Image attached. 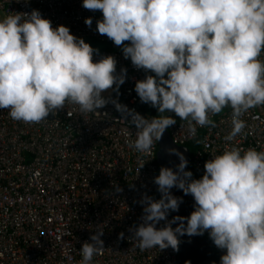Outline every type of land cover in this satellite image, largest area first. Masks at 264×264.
I'll return each instance as SVG.
<instances>
[{
	"label": "clouds",
	"instance_id": "9594fccd",
	"mask_svg": "<svg viewBox=\"0 0 264 264\" xmlns=\"http://www.w3.org/2000/svg\"><path fill=\"white\" fill-rule=\"evenodd\" d=\"M82 6L102 13L98 33L147 73L135 82V92L159 114L174 113L194 131L215 126L210 117L230 107L232 127L224 137L230 142L246 128L243 115L264 106V0H83ZM85 24L91 27L92 18ZM96 54L98 49L69 27H54L38 9L6 15L0 19V109L15 121L39 124L69 103L86 115L111 102L136 128L129 145L148 153L176 119L148 118L105 97L118 92L127 70L117 74L114 56L94 60ZM169 152L180 162L175 170L162 166L154 177L159 199L141 197L140 223L129 228L137 246L179 251L181 236L207 232L223 250L220 264H264V151L226 146L205 161L198 179L186 170L182 152ZM174 187L193 197L194 210L169 219L183 202ZM102 236L96 229L83 242L80 264H93L104 248Z\"/></svg>",
	"mask_w": 264,
	"mask_h": 264
},
{
	"label": "built area",
	"instance_id": "2783aa9c",
	"mask_svg": "<svg viewBox=\"0 0 264 264\" xmlns=\"http://www.w3.org/2000/svg\"><path fill=\"white\" fill-rule=\"evenodd\" d=\"M82 3L0 0V19L38 9L54 27L62 24L79 38L107 43L109 48L98 50L93 59L112 55L117 60V74L122 68L127 72L118 92L109 90L103 95L145 117L156 116L142 107L135 92V82L147 73L135 68L124 58L121 47L98 33L96 22L102 13L89 11ZM88 17L91 27L85 24ZM231 111L224 108L210 117L215 126H196L194 131L174 113L166 114L176 119L167 129L174 143L199 140L186 168L193 178L202 177L205 161L221 154L226 146L264 151V106L245 113L244 132L228 142L224 137L231 131ZM135 138L136 128L121 119L111 102L86 115L69 103L39 124L15 121L7 109H0V264H80V248L96 229L103 230L104 248L94 256L93 264H175L178 251L170 247L141 250L129 232L140 223L141 197L160 198L154 183L159 175L158 141L148 153H139L129 145ZM116 186L122 191L116 192ZM203 236L220 259L223 250L207 232Z\"/></svg>",
	"mask_w": 264,
	"mask_h": 264
},
{
	"label": "water",
	"instance_id": "95a60500",
	"mask_svg": "<svg viewBox=\"0 0 264 264\" xmlns=\"http://www.w3.org/2000/svg\"><path fill=\"white\" fill-rule=\"evenodd\" d=\"M157 115L159 114L155 108ZM50 116V115H49ZM170 149H176L184 154L187 161H189V156L183 146L174 143L166 129L161 140L158 141L157 148V162L159 165V170L161 167H171L173 170L179 164V157L170 154ZM171 192L177 197H182L183 202L179 207L178 212L171 213L172 216L181 215L188 216L194 210V199L191 195H185L182 190L178 188H172ZM160 194V193H159ZM175 227V225H174ZM180 245L178 251V261L181 259L186 260L187 264H220V259L213 249V247L208 243L203 235L188 236L184 235L180 237Z\"/></svg>",
	"mask_w": 264,
	"mask_h": 264
},
{
	"label": "rangeland",
	"instance_id": "374dc122",
	"mask_svg": "<svg viewBox=\"0 0 264 264\" xmlns=\"http://www.w3.org/2000/svg\"><path fill=\"white\" fill-rule=\"evenodd\" d=\"M85 41H87V39H85ZM89 42L93 46V48L98 49V50H101V49H104V48H108L109 47V45L107 43L101 42L99 40L92 39V40H89ZM181 146H183V148L187 152V154L189 156V159H190V157H191V155L193 153L194 148L191 149V147L188 144V142L185 143V144H182Z\"/></svg>",
	"mask_w": 264,
	"mask_h": 264
},
{
	"label": "trees",
	"instance_id": "16d2710c",
	"mask_svg": "<svg viewBox=\"0 0 264 264\" xmlns=\"http://www.w3.org/2000/svg\"><path fill=\"white\" fill-rule=\"evenodd\" d=\"M87 43H90L88 40L86 41ZM144 109L148 110L151 114L153 115H156L157 116V113H156V110L154 107H152L150 104H146V103H143V106H142ZM188 144L190 145L191 149L195 148L196 146L199 145V140L198 139H194V140H191L188 142ZM190 160V159H189ZM189 162V161H188ZM175 264H187L186 260L184 259H181L178 261H176Z\"/></svg>",
	"mask_w": 264,
	"mask_h": 264
},
{
	"label": "flooded vegetation",
	"instance_id": "af4514ba",
	"mask_svg": "<svg viewBox=\"0 0 264 264\" xmlns=\"http://www.w3.org/2000/svg\"><path fill=\"white\" fill-rule=\"evenodd\" d=\"M158 170H159V165H158ZM159 172H160V170H159Z\"/></svg>",
	"mask_w": 264,
	"mask_h": 264
},
{
	"label": "crops",
	"instance_id": "0c3cea01",
	"mask_svg": "<svg viewBox=\"0 0 264 264\" xmlns=\"http://www.w3.org/2000/svg\"><path fill=\"white\" fill-rule=\"evenodd\" d=\"M92 40V39H91ZM89 41V40H88ZM109 48V47H108ZM105 49V48H104Z\"/></svg>",
	"mask_w": 264,
	"mask_h": 264
}]
</instances>
